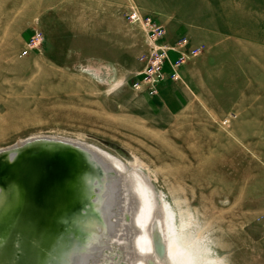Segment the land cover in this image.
<instances>
[{
  "label": "rangeland",
  "instance_id": "obj_1",
  "mask_svg": "<svg viewBox=\"0 0 264 264\" xmlns=\"http://www.w3.org/2000/svg\"><path fill=\"white\" fill-rule=\"evenodd\" d=\"M228 6L222 57L199 43L202 54L150 97L133 88L144 36L127 14L155 18L168 44L184 36L197 46L205 37L189 34V18L123 0H0V149L67 139L119 175L113 236L90 264H264V139L250 143L246 128L264 121V0ZM243 92L261 101L246 103V115L232 106ZM156 231L167 247L161 262Z\"/></svg>",
  "mask_w": 264,
  "mask_h": 264
},
{
  "label": "bare ground",
  "instance_id": "obj_2",
  "mask_svg": "<svg viewBox=\"0 0 264 264\" xmlns=\"http://www.w3.org/2000/svg\"><path fill=\"white\" fill-rule=\"evenodd\" d=\"M46 151L49 150H40L39 154L27 153L13 165L0 160V264H81L83 252L92 242L95 252L88 261L90 264L108 244L103 241L109 242L113 236L111 230L115 224L110 222L116 215L112 212L114 202L107 204L99 196L95 210L102 218L110 206L109 227L96 238L93 231L86 233L80 241H76L73 233L68 237L66 224L70 219L71 205L78 195H87L89 182L98 178L100 171L88 163L84 165V160L75 157L89 170L81 177L77 172L75 174L77 165L70 163L71 156L62 153L45 158L43 154L49 153ZM56 179H59L58 184ZM71 179L78 186L70 184ZM119 188L118 178L112 187L114 196L119 193ZM101 218L90 228L100 227L102 223L105 229L106 223ZM151 236L155 255L161 262L167 256L163 236L157 231ZM148 264L155 262L148 261Z\"/></svg>",
  "mask_w": 264,
  "mask_h": 264
},
{
  "label": "water",
  "instance_id": "obj_3",
  "mask_svg": "<svg viewBox=\"0 0 264 264\" xmlns=\"http://www.w3.org/2000/svg\"><path fill=\"white\" fill-rule=\"evenodd\" d=\"M46 148L49 150L46 152L49 153L43 154L45 158L53 157V155L58 156L62 153L71 156L70 163L72 165H77L75 174L78 173L81 177L87 175L89 170H87L86 167H83L82 163L80 164L79 162H77V159H75V157L82 160V162L84 160V165L88 163L92 167H94V169H98L100 171L98 178L94 177L89 182L87 195H78V197L75 199V202H73V204L71 205V209L69 211L70 219L66 224V230L69 231L68 237H70V234L73 233L76 241H80V238L85 236V234L89 231H93L92 235H96L95 238L97 236L99 237L101 233L105 232L107 226L109 227V222L111 219V209L109 206L102 217L104 219V222L106 223L105 229L102 223L100 227L95 226V228H90L93 227V224L97 223L99 218H101V215H99V213L97 214L95 210V204L97 203L96 201L98 200L97 198L99 196L103 197L104 201H106L107 204H112L114 202L115 196L114 192L112 191V187L113 183L117 181V174L111 168V166H109L93 149L89 148L88 146L72 142L67 139L49 136L30 137L18 141L9 147L2 148L0 149V160H5L9 164L11 163L13 165V163H15L20 157L26 155L27 153L39 154L38 151H43ZM59 179L55 180L56 184H58ZM64 179H66V177H64ZM36 180L38 179L36 178ZM45 180L50 182L48 178H45ZM73 181L74 180L71 179L70 184L73 183L74 185L75 183ZM74 186L78 185L75 184ZM90 245L91 246H88V248L83 252L84 257L79 263L88 264L90 257L95 252V247L92 242L90 243Z\"/></svg>",
  "mask_w": 264,
  "mask_h": 264
},
{
  "label": "crops",
  "instance_id": "obj_4",
  "mask_svg": "<svg viewBox=\"0 0 264 264\" xmlns=\"http://www.w3.org/2000/svg\"><path fill=\"white\" fill-rule=\"evenodd\" d=\"M102 1V0H100ZM123 1H133L139 3L140 7L143 9H147L148 11L156 12L157 15H160L164 18H178L185 19L189 18V27L187 26V31L192 37L202 36L204 35V39L196 38L198 45L205 43L212 56H221L223 54V50L225 46H223L222 37L224 34V23L225 19H229L235 17V10H231L228 6V2L230 1H238V0H123ZM187 2L191 4L186 6ZM179 3V4H178ZM221 19V20H220ZM226 24V23H225ZM179 31V30H178ZM179 38V37H178ZM177 38V39H178ZM176 39V40H177ZM192 71V70H191ZM207 71V70H206ZM182 77H187V74L190 73V68L183 67L181 69ZM208 72V71H207ZM166 84L163 85L161 94L163 97L169 96V88ZM207 85L210 84V80H206ZM209 87V86H207ZM263 91L257 90L251 95V99L261 97ZM196 95V94H195ZM245 92L243 94H239L238 102L233 103L232 106H238V112L245 114L247 113L245 104L253 102V108L257 106V104H261V101L257 100H247L245 99ZM240 99H243L240 101ZM196 100V96H195ZM214 97L206 96L205 102L207 105L212 104ZM242 105V106H241ZM255 110V109H253ZM245 120V118H243ZM261 117H255L253 121L247 124L246 128L250 129L253 125V137L250 143L255 145L262 144V139H264V134L260 133V130H264V121L259 120ZM247 141H245L246 143ZM248 143V142H247Z\"/></svg>",
  "mask_w": 264,
  "mask_h": 264
},
{
  "label": "built area",
  "instance_id": "obj_5",
  "mask_svg": "<svg viewBox=\"0 0 264 264\" xmlns=\"http://www.w3.org/2000/svg\"><path fill=\"white\" fill-rule=\"evenodd\" d=\"M127 18L130 24L140 27L144 36V50L138 57L142 69L133 75V88L150 97L158 93L159 85L167 77L179 78L180 67L203 52L202 45L192 46L184 36L179 37L173 44H168L164 26L155 18L144 16L132 7ZM170 53L174 56L170 57Z\"/></svg>",
  "mask_w": 264,
  "mask_h": 264
}]
</instances>
